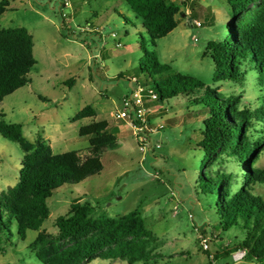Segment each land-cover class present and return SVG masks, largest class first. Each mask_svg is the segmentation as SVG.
Returning <instances> with one entry per match:
<instances>
[{"label":"rangeland","instance_id":"rangeland-1","mask_svg":"<svg viewBox=\"0 0 264 264\" xmlns=\"http://www.w3.org/2000/svg\"><path fill=\"white\" fill-rule=\"evenodd\" d=\"M179 5L177 26L153 44L141 19L124 0L10 2L0 26L29 31L36 63L29 72L31 82L0 101V120L21 123L24 138L31 142L40 138L54 153L74 150L82 158L90 152L88 138L78 134L80 126L105 120L117 136V146L99 154V173L53 190L47 198L48 217L39 231L55 238L56 218L67 215L71 202L86 201L93 206V218L118 217L135 209L144 218L152 233L147 239L149 257L146 262L131 264H263L234 260L232 255L212 260L209 255V251L242 240L244 231L238 227L219 229L215 200L204 188L206 178L225 173L230 189L236 191L243 185L246 168L229 150H218L209 158L198 145L202 119L207 115L205 106L186 95L161 101L142 93L137 108L144 112L147 128L153 129L144 142L134 129L136 124L117 116L124 109L123 101L135 90V78L150 82L138 69L143 39L161 63L201 80L221 97L237 98L232 103L237 110L247 107L259 115L251 120L248 133L263 141L252 166L264 170V84L255 64L241 62V82L214 81L215 66L206 49L208 40L222 39L227 31L228 3L190 0L186 6ZM207 14L212 17L205 18ZM191 15L196 16L193 21ZM70 78L71 83H66ZM85 105L94 108L95 116L72 121ZM160 124L162 128L157 127ZM23 153L16 141L0 135V192L17 182ZM249 188L264 201V184L252 182ZM203 225L210 240L208 248L203 246L198 229ZM9 230L0 229V264H43L32 247L38 231L28 230L20 239L14 221ZM85 264L129 263L119 258H95Z\"/></svg>","mask_w":264,"mask_h":264},{"label":"trees","instance_id":"trees-1","mask_svg":"<svg viewBox=\"0 0 264 264\" xmlns=\"http://www.w3.org/2000/svg\"><path fill=\"white\" fill-rule=\"evenodd\" d=\"M12 1L15 0H0V17ZM178 1L186 6L190 0ZM124 2L141 19L153 44L178 24L176 15L180 5L174 0ZM226 2L230 8V20L225 24L227 31L222 39H210L206 43L215 66L213 80L243 81L241 62L249 60L254 62L259 81L264 84V0ZM211 17L209 14L205 16L207 19ZM195 18V15L190 16L192 21ZM139 48L142 56L138 69L148 76L150 82L135 78L136 86L151 89L161 101L186 95L194 103L203 104L207 115L202 119L198 145L209 158L218 150H229L246 168L243 185L236 191L230 189L229 176L225 173L206 178L208 184L204 188L215 200L213 208L219 229L226 231L238 227L244 231V238L239 242L225 245L214 252L207 250L211 259H225L238 250H244L245 260L264 264V201L249 188L252 182L264 184V170L252 166L263 141L253 139L248 133L251 120L259 115L247 107L237 110L232 105L237 98L221 97L201 80L161 63L156 52L146 48L143 39L139 42ZM35 63L33 39L29 31L25 27L0 26V101L31 82L29 72ZM71 81L70 78L66 83ZM95 114L93 107L85 105L72 121ZM135 122L140 123L138 119ZM78 134L88 138L90 153L85 158L74 150L54 153L42 139L31 142L24 138L21 123L0 120V135L16 141L24 152L17 182L0 192V229L10 231V224L14 221L20 239L25 238L28 230L38 231L32 247L36 258L43 264H85L95 258H119L129 264L138 260L146 262L149 257L147 239L152 237V233L136 209L118 217L93 218V206L77 200L70 203L67 215L56 218L55 238L44 230L39 231L48 217L47 198L53 190L64 183H78L99 173L102 169L100 152L117 146V136L108 129L105 120L80 126ZM198 229L201 237H205L204 225Z\"/></svg>","mask_w":264,"mask_h":264},{"label":"built area","instance_id":"built-area-1","mask_svg":"<svg viewBox=\"0 0 264 264\" xmlns=\"http://www.w3.org/2000/svg\"><path fill=\"white\" fill-rule=\"evenodd\" d=\"M142 93L149 96L150 100H157L156 94L151 89H145L143 87L136 86L135 90L133 92H130L128 97L123 101L124 109L118 112L117 116L119 118H128L127 120L131 125L136 124L137 126H135L134 129L140 135V140L144 142L148 139L149 129H153L147 128L149 123L148 121L144 120V118H142L144 112L142 111V109L137 108L142 104ZM136 119H138L140 123H136ZM157 127L162 128L163 125L160 124ZM140 149L143 150V147H140ZM202 243L205 248L209 247L207 236L202 238ZM244 254V250H238L232 254V258L234 260H240L243 259Z\"/></svg>","mask_w":264,"mask_h":264}]
</instances>
